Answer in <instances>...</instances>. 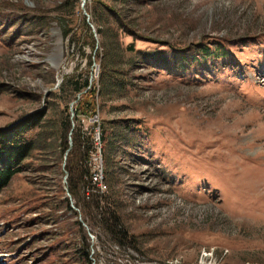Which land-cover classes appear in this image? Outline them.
<instances>
[{
	"label": "rangeland",
	"instance_id": "1",
	"mask_svg": "<svg viewBox=\"0 0 264 264\" xmlns=\"http://www.w3.org/2000/svg\"><path fill=\"white\" fill-rule=\"evenodd\" d=\"M64 1L0 0V129L42 119L0 191V264H264V0ZM59 18L82 34L90 23L94 47ZM75 72L96 89L78 121V93L60 90ZM79 123L103 190L72 195L59 144ZM103 127L116 136L106 159ZM115 207L124 239L103 224Z\"/></svg>",
	"mask_w": 264,
	"mask_h": 264
},
{
	"label": "trees",
	"instance_id": "2",
	"mask_svg": "<svg viewBox=\"0 0 264 264\" xmlns=\"http://www.w3.org/2000/svg\"><path fill=\"white\" fill-rule=\"evenodd\" d=\"M120 3L127 2L129 0H109ZM72 7L76 4V0L72 2ZM70 7L69 0L64 1L61 4L60 9H68ZM71 7V8H72ZM99 10L101 12L100 16L107 14L113 18L116 22L117 27L120 29V19H119V10L115 9L113 6L105 5L104 3H98ZM110 7V8H109ZM114 10V13L112 11ZM118 10V11H116ZM109 11V12H108ZM103 12H105L103 14ZM70 14V12H68ZM96 18V17H95ZM59 22L61 23V29L63 36L70 40H79L80 37L85 38V41L88 42L89 45L94 47V39L90 32L89 25L82 20V28L84 30V34H82L81 30L78 26L73 27L71 19H63L59 18ZM80 30V31H79ZM96 31L102 35L104 31L99 26L96 28ZM105 46V54L101 55V57L96 58V60H100L101 63V80H102V88L103 90H108L113 87L116 83L112 82V76H114V72L107 67L109 65L108 61L105 59L109 57V51L111 49L110 44H103ZM129 50H132V46L130 45ZM201 50L208 54L209 49L206 46H202ZM99 53L96 50L94 56L97 57ZM108 59V58H107ZM109 60V59H108ZM79 75L81 73H72L70 75H66L63 78V82L60 86V90L64 91L66 89H70L76 93H80L77 102L71 106L74 109V116L71 119L79 120L77 117L79 115H83L86 117L91 116L95 112L94 106V98L96 95L95 86L93 83L88 82V77L85 76L81 78ZM118 86V85H117ZM42 119L38 114H30L27 117L23 118V120L15 123L7 128L0 129V191L8 184L11 177L19 172L22 169V161L30 154L31 150L36 144V140L41 134L42 128ZM115 123H119L123 125L122 127L128 128L130 126L128 121H114ZM64 133L69 128V120L66 117L63 123ZM91 127L86 129L85 131L82 129V125L79 123L76 127L72 128L69 134V138L65 135L62 136V139L59 144V150L66 152V165L68 170V187L70 193L72 195H77V191L82 188L84 190L85 184H90L89 181V172L91 166L90 164V155L92 148V134ZM115 134H112L111 131L107 132L104 127L101 132V139L104 142L103 152L105 154L104 158L106 159L108 152L106 153L107 148L113 147V139ZM71 143V144H70ZM69 150H66L68 149ZM93 188V187H92ZM88 196V195H87ZM95 206L97 209H100V205L98 204V200L95 198ZM117 207L114 208V213L109 215L107 219L109 220L103 222L105 224V230L111 234L114 238H126L127 234L124 231H121L119 227H121V218L117 211Z\"/></svg>",
	"mask_w": 264,
	"mask_h": 264
},
{
	"label": "built area",
	"instance_id": "3",
	"mask_svg": "<svg viewBox=\"0 0 264 264\" xmlns=\"http://www.w3.org/2000/svg\"><path fill=\"white\" fill-rule=\"evenodd\" d=\"M96 139L99 138V135L97 133V136L95 137ZM97 159V157H96ZM97 159V163L96 164H92V167L90 168V172H89V181L90 184L92 185V187L98 189V190H103V188L101 187V183L99 180V163H98ZM91 163V162H90Z\"/></svg>",
	"mask_w": 264,
	"mask_h": 264
},
{
	"label": "bare ground",
	"instance_id": "4",
	"mask_svg": "<svg viewBox=\"0 0 264 264\" xmlns=\"http://www.w3.org/2000/svg\"><path fill=\"white\" fill-rule=\"evenodd\" d=\"M99 180H100V183H101V187H103V172H102V166H101V164H99Z\"/></svg>",
	"mask_w": 264,
	"mask_h": 264
},
{
	"label": "water",
	"instance_id": "5",
	"mask_svg": "<svg viewBox=\"0 0 264 264\" xmlns=\"http://www.w3.org/2000/svg\"><path fill=\"white\" fill-rule=\"evenodd\" d=\"M88 24L90 25V23H88ZM79 94H80V93H78L77 98L79 97ZM70 144H71V143H70Z\"/></svg>",
	"mask_w": 264,
	"mask_h": 264
}]
</instances>
